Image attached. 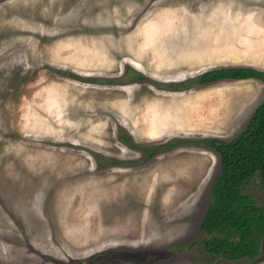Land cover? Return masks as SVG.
I'll return each mask as SVG.
<instances>
[{
    "label": "rangeland",
    "instance_id": "obj_1",
    "mask_svg": "<svg viewBox=\"0 0 264 264\" xmlns=\"http://www.w3.org/2000/svg\"><path fill=\"white\" fill-rule=\"evenodd\" d=\"M225 66L264 69V0H0V264L183 230L170 264H264V237L254 259L203 247L220 156L200 146L236 137L264 99L256 78L198 84ZM245 192L264 202L258 174Z\"/></svg>",
    "mask_w": 264,
    "mask_h": 264
},
{
    "label": "trees",
    "instance_id": "obj_2",
    "mask_svg": "<svg viewBox=\"0 0 264 264\" xmlns=\"http://www.w3.org/2000/svg\"><path fill=\"white\" fill-rule=\"evenodd\" d=\"M227 78H256L264 83V69L225 66L206 70L197 80L201 85ZM207 144L219 153L221 170L201 223L207 235L203 247L212 256L255 258L264 236V203L245 192V185L258 174L264 188V99L236 137L211 138Z\"/></svg>",
    "mask_w": 264,
    "mask_h": 264
},
{
    "label": "flooded vegetation",
    "instance_id": "obj_3",
    "mask_svg": "<svg viewBox=\"0 0 264 264\" xmlns=\"http://www.w3.org/2000/svg\"><path fill=\"white\" fill-rule=\"evenodd\" d=\"M135 67H137V66H135ZM126 139L128 140V138H126ZM126 139H123V140H126ZM130 139H131V137H130ZM125 142H126L125 144L128 145L127 141H125ZM136 146H137V144L135 142L130 147L137 148ZM162 147H165L164 143H162ZM200 147L206 148V149L215 150L214 148L210 147L208 144H203V146H200ZM150 157H151V154L148 153L146 159L150 158ZM147 160H149V159H147ZM220 170H221V160H220ZM218 177H217V179H218ZM212 188H213V186H212ZM191 196H192V194L189 195V198ZM211 200H212V189H211ZM190 203L191 202H189L188 205H191ZM210 204H211V202H210ZM185 211H186V207H184L183 210L180 213H177V215L168 216L167 218H165L163 220L165 221V220L172 219L174 221V223H179L180 220H183V217L181 216V214L183 212L185 213ZM204 216H205V214H204ZM204 216H203V218H204ZM174 219H176V220H174ZM163 220L160 219V221H163ZM172 222L169 225H164L163 226V225H161V223H160V225H161V227H169L170 225H172ZM201 223H202V221H201ZM153 224L154 223H151V225H153ZM158 225H159V223H158ZM201 230H202V227H201ZM184 235H185L184 230L181 231L180 233L174 234L173 235V239L170 240L169 242L165 243V245H159V244H152V245H149V246L135 245L131 249H128L127 253H122V249L123 248L112 249V250L106 249V250L101 251L102 253L106 254V257H104L103 260H101V259H99L98 257L95 256V254L101 253V252H95L93 254L88 255L86 258H83V259L79 260L76 264H79L80 261L82 262V264H134V263L135 264H170L171 262H174V261L172 260L173 255H170V253H169V248L172 249L171 248L172 244H174L176 246V245L180 244L181 242H183L184 241ZM262 240H263V238H262ZM261 244H262V242H261ZM260 248H261V246H260ZM181 249L182 250L179 251V253L184 251L183 248H181ZM123 250H125V249H123ZM207 253H209V252H207ZM209 256L211 258H213V259H216L217 257H220V256H222V257H224V258H226L228 260L229 259H233V258L225 257L223 255L212 256L210 253H209ZM241 257H244V256H240V257H237V258H241ZM247 257H249V256H247ZM249 258H251V257H249ZM234 259H236V258H234Z\"/></svg>",
    "mask_w": 264,
    "mask_h": 264
},
{
    "label": "bare ground",
    "instance_id": "obj_4",
    "mask_svg": "<svg viewBox=\"0 0 264 264\" xmlns=\"http://www.w3.org/2000/svg\"><path fill=\"white\" fill-rule=\"evenodd\" d=\"M147 37H151V35L149 34ZM158 38H159V37H158ZM116 53H117V52H116ZM75 54H76V53H75ZM117 56H118V53H117ZM81 57H82V56H81ZM83 57H85V59H84L83 61H80V60H78V59H77V60H74V61H77V62H80V63L83 64L85 60H89V61H91V60L93 59V58L90 59L91 57H89V56H87V55H85V54H84ZM87 69H92V68H87ZM84 74H85V76H89L87 72H85ZM74 78H75V79H81V77H80L79 75L74 76ZM71 79H73V78H71ZM44 90H45V89H44ZM59 102H60V101H59ZM60 104H61V102H60Z\"/></svg>",
    "mask_w": 264,
    "mask_h": 264
}]
</instances>
